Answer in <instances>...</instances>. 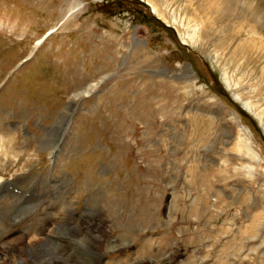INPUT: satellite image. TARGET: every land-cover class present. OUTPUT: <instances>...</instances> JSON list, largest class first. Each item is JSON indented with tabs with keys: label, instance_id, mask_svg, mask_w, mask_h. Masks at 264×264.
<instances>
[{
	"label": "rangeland",
	"instance_id": "1",
	"mask_svg": "<svg viewBox=\"0 0 264 264\" xmlns=\"http://www.w3.org/2000/svg\"><path fill=\"white\" fill-rule=\"evenodd\" d=\"M0 150V264H264V0H0Z\"/></svg>",
	"mask_w": 264,
	"mask_h": 264
},
{
	"label": "bare ground",
	"instance_id": "2",
	"mask_svg": "<svg viewBox=\"0 0 264 264\" xmlns=\"http://www.w3.org/2000/svg\"><path fill=\"white\" fill-rule=\"evenodd\" d=\"M150 3V2H149ZM151 4V3H150ZM151 6H152V9H153V12L156 14V15H158L159 16V11H158V9H157V7L153 4H151ZM74 10H75V8L73 9V8H71L70 10H69V13L67 14V16L68 15H70L71 13H73L74 12ZM66 17V16H65ZM198 32V29H194L193 28V30H190V31H188V36H189V38H191V39H195L196 37H198L199 36V34L197 33ZM225 80H226V82H227V85H230V81H229V78H228V76L225 74ZM88 92V91H87ZM232 96H234V94H232ZM234 99H237L235 96L233 97ZM239 100H241V98H239ZM246 105L248 106V107H250V108H252L253 106L250 104V103H246ZM263 115V112H261L260 111V113H259V116H262ZM64 117V116H63ZM62 117V118H63ZM67 118H66V115H65V120H66ZM59 122V121H58ZM65 122V121H64ZM56 125V124H55ZM55 133V132H54ZM57 134V133H56ZM65 135V134H64ZM60 136V135H59ZM58 136V137H59ZM62 138V137H61ZM13 137H11V138H9V142H7V144L5 143V141H7V140H3V142H2V148H7V146L9 145V148H11L12 146H13V144L11 143L13 140ZM60 141V140H59ZM5 143V144H4ZM55 149V148H54ZM53 149V150H54ZM0 151H2L3 153H4V151L3 150H0ZM7 152V151H6ZM53 153V152H52ZM8 185H9V183L8 182H5V179H4V177L3 176H1L0 175V186H2L3 187V190H2V193H0V197H2V198H11L12 200H13V203L16 205V206H14V208H16V210L17 211H15V212H13V214H12V216L13 217H15V218H21L22 217V214H23V206H26V205H23V204H21V203H19V199H16V198H13V197H10V193L9 192H11L10 190H9V188H8ZM28 189L27 188H25L24 189V191H27ZM43 191V187H42V190H40L39 191V194H38V199H37V203H36V208H37V210H36V212H38V210L40 209V210H44V205L46 204V196H47V194L46 193H43L42 192ZM19 196H22V198H24V196L23 195H19ZM31 203V202H30ZM33 203V202H32ZM1 206V205H0ZM14 208H13V210H14ZM12 210V211H13ZM40 215H42V213H39ZM102 215V214H101ZM105 215H106V213H105ZM96 217H99V216H96ZM105 217V216H104ZM42 220V219H41ZM88 220V219H87ZM86 220V222H82V224H81V227H80V229L82 230V235H83V233H85V239H87V237H88V241L87 242H89L88 243V248L86 247V246H84V248L86 249V251H88V253H90V255L89 256H91L92 258L94 257V258H96V256H95V252H94V239L96 240V241H98L100 244H104L105 242H107V237L105 238V236H96L95 235V231H94V226H95V224L94 223H97V220L95 219V218H93L92 220H90V221H87ZM108 221V220H107ZM42 223H40V224H42V225H46L47 223H48V219L45 217L42 221H41ZM3 224V223H2ZM77 225V224H76ZM39 227H41V225H39ZM97 227V226H96ZM42 228V227H41ZM76 228V227H75ZM79 228V227H78ZM66 230V229H65ZM72 230V229H71ZM76 230V229H75ZM74 231V230H73ZM42 232H44V235H45V239L46 238H48L49 236H50V233H46L44 230H42ZM100 233V232H99ZM30 238V237H29ZM34 239V238H33ZM79 239V238H78ZM32 240V239H31ZM39 240V239H38ZM44 240V239H43ZM40 242H41V240H40ZM38 243V245L37 244H35L34 242L32 243H28V245L25 247V248H27V249H29V252H30V254L32 253V255L33 254H36L35 252V250H38V249H40V247H41V243ZM37 243V242H36ZM46 243H47V245H42V246H44V250H45V248H48L49 250H51V251H55L56 253L58 252H60L61 253V255L59 256V257H61L62 255H64V253L65 252H62L61 250H59L58 249V246H55V244H49V242H47L46 241ZM87 244V243H86ZM116 244V243H115ZM26 245V244H25ZM23 247V246H22ZM37 247H39L38 249H37ZM47 250V249H46ZM66 250V249H65ZM28 251V250H27ZM26 251V252H27ZM44 254H45V252H44ZM43 254V255H44ZM97 254V253H96ZM47 255V254H46ZM36 257H38V255L36 256ZM44 257H46L45 255H44ZM52 258H54L53 256H52ZM63 259H64V257H63ZM72 259H74V260H72ZM24 262H22L23 264L24 263H26V261L25 260H23ZM66 261L67 262H70V261H72V262H70V263H68V264H90L89 262H87V261H85V262H78L77 261V259H75V258H70V259H66ZM45 264H64L63 262H56V261H54V259L53 260H51V259H49V260H44L43 261ZM27 264V263H26ZM66 264V263H65Z\"/></svg>",
	"mask_w": 264,
	"mask_h": 264
}]
</instances>
